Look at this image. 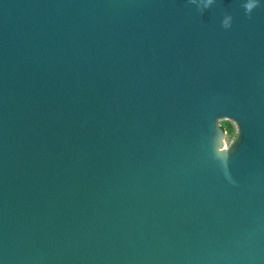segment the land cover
<instances>
[{
    "label": "water",
    "instance_id": "95a60500",
    "mask_svg": "<svg viewBox=\"0 0 264 264\" xmlns=\"http://www.w3.org/2000/svg\"><path fill=\"white\" fill-rule=\"evenodd\" d=\"M242 2L0 0V264H264V9Z\"/></svg>",
    "mask_w": 264,
    "mask_h": 264
},
{
    "label": "clouds",
    "instance_id": "9594fccd",
    "mask_svg": "<svg viewBox=\"0 0 264 264\" xmlns=\"http://www.w3.org/2000/svg\"><path fill=\"white\" fill-rule=\"evenodd\" d=\"M215 3V0H188V4L194 5L196 9L201 13H205L206 11L212 8V5ZM260 0H244L242 3V7L244 9V13L246 16L251 17V13L254 8L258 7ZM224 30H229L232 27V16L226 15L222 21V25ZM240 126L237 129V134L239 135Z\"/></svg>",
    "mask_w": 264,
    "mask_h": 264
},
{
    "label": "rangeland",
    "instance_id": "374dc122",
    "mask_svg": "<svg viewBox=\"0 0 264 264\" xmlns=\"http://www.w3.org/2000/svg\"><path fill=\"white\" fill-rule=\"evenodd\" d=\"M218 126H220L224 131V145L228 147L231 142L235 139L236 136V127L233 122L229 120H220L218 121Z\"/></svg>",
    "mask_w": 264,
    "mask_h": 264
},
{
    "label": "snow or ice",
    "instance_id": "6c2138e0",
    "mask_svg": "<svg viewBox=\"0 0 264 264\" xmlns=\"http://www.w3.org/2000/svg\"><path fill=\"white\" fill-rule=\"evenodd\" d=\"M243 2H244V0H243ZM243 2H242V3H243ZM242 3H240V7H242ZM217 4H218V0H215V3L212 5V8H213V7H216ZM242 8H243V7H242ZM258 9H264V0H260L259 6L253 9V11H252V13H251V16H252V14H253L254 12H256Z\"/></svg>",
    "mask_w": 264,
    "mask_h": 264
}]
</instances>
